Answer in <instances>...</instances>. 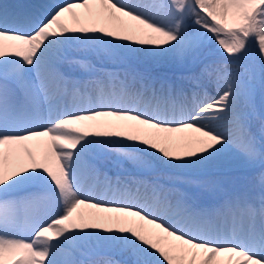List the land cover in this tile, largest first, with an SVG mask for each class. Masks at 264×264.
Returning a JSON list of instances; mask_svg holds the SVG:
<instances>
[{"label": "snow or ice", "instance_id": "6c2138e0", "mask_svg": "<svg viewBox=\"0 0 264 264\" xmlns=\"http://www.w3.org/2000/svg\"><path fill=\"white\" fill-rule=\"evenodd\" d=\"M0 264H264V0L0 3Z\"/></svg>", "mask_w": 264, "mask_h": 264}, {"label": "bare ground", "instance_id": "6f19581e", "mask_svg": "<svg viewBox=\"0 0 264 264\" xmlns=\"http://www.w3.org/2000/svg\"><path fill=\"white\" fill-rule=\"evenodd\" d=\"M1 1V0H0ZM35 2H41V0H34ZM138 67H145L147 69H150L148 71H150L153 75H158V76H169V77H173L174 74H179L178 69L172 67L171 65L168 64H160V65H156V64H152L150 63L147 59H142V60H137L134 61ZM153 66H156L154 68H152ZM173 70H175V72H173ZM209 91L212 94L214 93V87L213 86H209ZM260 102V96L259 94H257V104L259 105ZM252 132L254 135H256L257 139H259L260 136V123L259 121H254L252 124ZM126 167H128V165H125ZM259 166V164H257L254 168H257ZM109 168H111V165H108ZM259 169H256L254 171H250V169L253 168H248L245 165H243L241 162L239 161H235L233 163L232 169L231 171L228 172H221L218 173V175H222V176H227L229 179H234L236 180L235 184L232 183H228L226 184V187L229 190H242L244 187V183L242 181L239 180V178L241 177H252L254 175H256L257 173H259L261 171L260 167H258ZM249 170V171H248ZM115 170L113 169V174H114ZM229 172H236V173H231L229 174ZM188 175H192L195 176V173L192 174H188ZM186 191H188L190 194L196 195L200 198L202 203H210L212 201V197L209 196L206 193H199L198 190L196 188H186ZM253 196H258L259 193V189H255L252 191L251 193Z\"/></svg>", "mask_w": 264, "mask_h": 264}]
</instances>
